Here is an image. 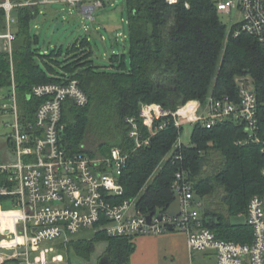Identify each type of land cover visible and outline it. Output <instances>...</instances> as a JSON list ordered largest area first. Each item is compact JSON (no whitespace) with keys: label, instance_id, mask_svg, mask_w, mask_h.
Returning a JSON list of instances; mask_svg holds the SVG:
<instances>
[{"label":"trees","instance_id":"obj_1","mask_svg":"<svg viewBox=\"0 0 264 264\" xmlns=\"http://www.w3.org/2000/svg\"><path fill=\"white\" fill-rule=\"evenodd\" d=\"M125 6L130 49L128 54L109 57L112 71L95 64L88 38L65 51L56 47L39 55L33 49L39 38L31 36L35 12L30 7L15 9V80L22 108L34 119L42 100L26 99L33 86L77 80L90 103L84 108L65 103L60 143L70 153L93 158L108 157L116 147L123 149L129 157L119 178L125 193L118 201L135 200L137 211L145 215L165 213L175 201V175L184 171L197 199H208L201 212L203 226L221 240L252 242L251 227L234 225L223 214H246L254 195L264 198V151L257 144H236L246 136L243 125L228 121L211 129L194 126L188 146L175 151L183 156L178 161L165 160L180 133L172 119L157 120L156 126L165 121L166 127L137 150L129 137L127 119L137 118L145 137H150L140 118L141 106L176 111L190 101L205 102L211 91L217 97L238 99L237 81L245 78L253 81L258 102L264 107V46L247 34L227 37V26L213 0H178L175 4L125 0ZM4 14L0 9V21ZM9 67L7 55L0 53V87L10 84ZM89 131L101 138L97 152L84 149ZM11 199L0 196V203L9 208ZM100 244L105 245L110 264H130L136 247L133 238L111 237L102 230L89 239L57 242L68 260L75 255L84 261L91 260Z\"/></svg>","mask_w":264,"mask_h":264},{"label":"built area","instance_id":"obj_2","mask_svg":"<svg viewBox=\"0 0 264 264\" xmlns=\"http://www.w3.org/2000/svg\"><path fill=\"white\" fill-rule=\"evenodd\" d=\"M59 0H0V9L6 16V28L0 31V53H5L10 65V84L0 87V196L11 197L9 208L0 203V214H12L8 218L10 229L0 224V247L13 250L12 258L32 264L31 250L40 254L35 264H50L47 254L52 247L43 248L48 242H69L82 230L105 231L111 237L135 238L139 235L175 231L187 235L191 252H213L217 264H264V198L254 195L248 204L246 224L252 230V242L239 244L218 239L215 233L203 226V202L197 199L192 181L184 171L175 175L172 189L180 198L181 210L177 218L167 212L157 211L145 215L136 209L135 200L118 201L125 193L119 178L129 155L121 148H113L108 157L93 158L86 154L70 153L60 143L64 105L70 101L84 108L90 99L77 80L67 83L39 84L26 95L27 100H42L30 117V111L22 108L15 80L14 31L17 8L35 9ZM77 7L93 18L96 9L104 6V0H60ZM175 4L178 0H166ZM218 13L239 12L240 20L231 27L227 36L250 35L264 46V0H213ZM188 6V5H187ZM239 98L217 97L211 91L205 102L190 101L176 111L164 110L159 105H143L140 118L150 137L143 134L138 119L128 118L129 137L135 150L150 142L151 137L166 127L170 118L179 130V137L165 160H183L181 151L185 145L181 134L185 125H200L211 129L228 121L243 125L246 136L237 145L257 144L264 151V107H261L253 81L247 89L242 84ZM148 216L153 217L148 221ZM161 216V218H159ZM5 237V238H4ZM23 250L18 252L17 250ZM64 257L57 254L51 263L63 264Z\"/></svg>","mask_w":264,"mask_h":264},{"label":"rangeland","instance_id":"obj_3","mask_svg":"<svg viewBox=\"0 0 264 264\" xmlns=\"http://www.w3.org/2000/svg\"><path fill=\"white\" fill-rule=\"evenodd\" d=\"M35 18L32 20L31 36L39 38V42L33 45V49L38 54H48L50 50L62 47L65 50L76 43L80 42L82 38L90 39L91 46L94 52L93 60L96 65L102 67V69L110 70L111 68L109 57L112 54L127 53L129 51V27H128V10L125 6V0H104V6L96 9L93 13V18H88L82 10L77 7H73L67 3H63L60 0L51 4L40 5L35 9ZM221 21L227 26L228 31L240 20V14L237 10L232 13H220ZM13 17L18 19L16 12H13ZM61 23V27L58 31L54 32L56 23ZM17 25V23H16ZM6 28V16L5 14L0 21V31H4ZM14 31L17 32V27L14 26ZM228 37V36H227ZM38 57V56H37ZM37 59H40L39 57ZM169 111V110H167ZM193 127L191 125H185L181 134V142L188 145L191 141ZM101 138L97 136L94 131L87 132L84 149L92 152H97ZM99 154V152L97 153ZM103 157L102 155H96L95 158ZM215 200V198H211ZM203 205L208 202L202 200ZM11 207V206H8ZM225 217L234 225H245V215L230 216L227 212H223ZM96 229H85L75 236L76 239H89L94 236ZM1 236V235H0ZM5 238V237H4ZM3 239L1 236L0 241ZM67 243V242H66ZM43 248L54 249L53 252L47 254L48 260L52 261V258L57 254H62L65 257V264H99L101 258L106 255L105 245L100 244L98 249L92 256L91 260L84 261L82 259L71 256L70 260L66 258V250H59L57 242L44 243L41 246ZM18 252H23L19 249ZM7 253V258L1 257L2 261L12 259L13 250L0 247V253ZM40 254L39 248L31 250V262L35 264L36 257ZM6 255V254H5ZM14 259V258H13ZM21 259V258H19Z\"/></svg>","mask_w":264,"mask_h":264},{"label":"crops","instance_id":"obj_4","mask_svg":"<svg viewBox=\"0 0 264 264\" xmlns=\"http://www.w3.org/2000/svg\"><path fill=\"white\" fill-rule=\"evenodd\" d=\"M7 227L10 229L9 224ZM72 239H76L75 236L70 240ZM133 241L136 247L131 256L130 264H217L213 252H191L187 235L183 232L168 231L164 234L139 235ZM0 256L7 258L8 255L6 252H2ZM16 260H20L23 264V260ZM63 264H65V257Z\"/></svg>","mask_w":264,"mask_h":264},{"label":"water","instance_id":"obj_5","mask_svg":"<svg viewBox=\"0 0 264 264\" xmlns=\"http://www.w3.org/2000/svg\"><path fill=\"white\" fill-rule=\"evenodd\" d=\"M56 26L54 29V32L58 31V29L61 27V23L58 21H55ZM238 83L242 84L244 89H247L248 85L250 84V79L249 78H245V79H239L237 81ZM180 210H181V203H180V198L176 197L175 201L172 203V205L169 207L168 211H167V215L168 217H172V218H177L180 215ZM148 221L150 222L151 219L153 217L148 216ZM161 218V216L159 217ZM168 231L169 232H174L175 231V226H169L168 227ZM99 264H110V258L108 255H105L100 261Z\"/></svg>","mask_w":264,"mask_h":264},{"label":"bare ground","instance_id":"obj_6","mask_svg":"<svg viewBox=\"0 0 264 264\" xmlns=\"http://www.w3.org/2000/svg\"><path fill=\"white\" fill-rule=\"evenodd\" d=\"M11 215L12 214H9V213L0 214V224H1L2 229H6L7 224H9L11 227L12 223L10 222L11 220L8 218V216L10 217Z\"/></svg>","mask_w":264,"mask_h":264}]
</instances>
